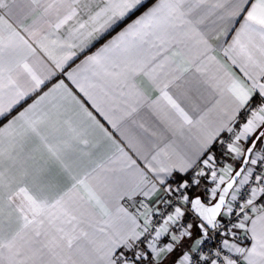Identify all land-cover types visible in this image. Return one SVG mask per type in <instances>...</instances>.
<instances>
[{"label":"snow or ice","instance_id":"obj_1","mask_svg":"<svg viewBox=\"0 0 264 264\" xmlns=\"http://www.w3.org/2000/svg\"><path fill=\"white\" fill-rule=\"evenodd\" d=\"M218 47L243 78L209 124L169 89ZM37 48L75 91L40 94ZM140 78L187 151L125 137L130 154L77 95L119 131ZM0 264H264V0H0Z\"/></svg>","mask_w":264,"mask_h":264},{"label":"crops","instance_id":"obj_2","mask_svg":"<svg viewBox=\"0 0 264 264\" xmlns=\"http://www.w3.org/2000/svg\"><path fill=\"white\" fill-rule=\"evenodd\" d=\"M208 24L211 27L210 21ZM235 27H238V25ZM233 35H235V32L231 31L226 38L227 43L231 42ZM224 40L225 37L221 36L220 40H212L211 43L214 46H220ZM98 46L99 45H97V47ZM223 46H226V44ZM92 51H95V48H93ZM212 55L216 57V61L205 60L202 65V71L200 72L195 70L196 64L190 65L191 70L185 73L181 79L175 81L169 89L173 97L177 99L186 111L193 115H205L206 122L209 124L216 122L227 107V97L226 95H222L220 90L227 80L225 73H234L236 76L243 78L239 67L231 65L230 61L225 60L219 47L216 52L212 53ZM191 56L196 60L197 53L195 48H193ZM82 59L83 56L79 59L74 58V62L69 61L64 66L65 70L71 71ZM30 62L37 70H41L46 64L56 73L51 79L45 81V86H42L40 94H42L43 91H47L60 79L65 80V82L69 84V87H72L75 91L74 86L67 80L64 71L55 69V66L40 48H37L36 54L30 58ZM196 63H199V61L197 60ZM137 83L140 84L144 90L146 99L143 100L137 107V110L131 112L130 115H124L122 112L118 113L119 115H123V119L119 122V131L113 129L111 125L91 107L90 103L86 101L82 94L77 93V95L85 104V107L93 112V115H95L104 127L108 129L113 135V138L121 143L122 146H125L130 154L132 153L127 148L124 139L125 137L136 144H145L149 146L157 144L160 147H163L165 144H171L172 148L177 152L187 151L190 147L186 139V136L188 135L187 131L185 132V136L173 134L169 129V124L164 116V111L157 110L151 104V101L156 99L158 93L151 89L144 78H140ZM34 98L35 94L31 99L27 100V103H31ZM27 103H24L22 106L26 107ZM111 103L120 108L126 107L123 98L120 97L119 93H113ZM121 133H123V136ZM110 154L111 149L108 146V142H105V147H102L97 155V163H104L107 156ZM242 246H250V241L244 242Z\"/></svg>","mask_w":264,"mask_h":264},{"label":"trees","instance_id":"obj_3","mask_svg":"<svg viewBox=\"0 0 264 264\" xmlns=\"http://www.w3.org/2000/svg\"><path fill=\"white\" fill-rule=\"evenodd\" d=\"M217 148H218V146H216V148L214 150L217 151L218 150ZM177 179H179V175H177Z\"/></svg>","mask_w":264,"mask_h":264},{"label":"built area","instance_id":"obj_4","mask_svg":"<svg viewBox=\"0 0 264 264\" xmlns=\"http://www.w3.org/2000/svg\"><path fill=\"white\" fill-rule=\"evenodd\" d=\"M174 186V185H173ZM212 246V244L210 243L209 245H208V247H211Z\"/></svg>","mask_w":264,"mask_h":264},{"label":"rangeland","instance_id":"obj_5","mask_svg":"<svg viewBox=\"0 0 264 264\" xmlns=\"http://www.w3.org/2000/svg\"><path fill=\"white\" fill-rule=\"evenodd\" d=\"M218 146V145H217ZM219 147V146H218ZM218 149V148H217ZM218 151V150H217ZM175 186V185H174Z\"/></svg>","mask_w":264,"mask_h":264}]
</instances>
